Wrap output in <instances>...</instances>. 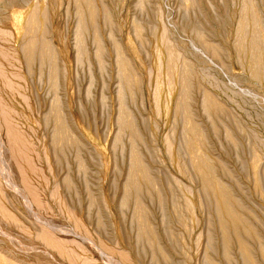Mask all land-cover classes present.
Returning a JSON list of instances; mask_svg holds the SVG:
<instances>
[{"label":"rangeland","instance_id":"374dc122","mask_svg":"<svg viewBox=\"0 0 264 264\" xmlns=\"http://www.w3.org/2000/svg\"><path fill=\"white\" fill-rule=\"evenodd\" d=\"M0 264H264V0H0Z\"/></svg>","mask_w":264,"mask_h":264},{"label":"bare ground","instance_id":"6f19581e","mask_svg":"<svg viewBox=\"0 0 264 264\" xmlns=\"http://www.w3.org/2000/svg\"><path fill=\"white\" fill-rule=\"evenodd\" d=\"M79 1V0H78ZM36 16V15H35ZM31 17V16H30ZM11 24H12V22H11ZM16 23L14 22L12 25H13V27L16 29V30H18V33H19V31L21 30L20 28V26H17L16 27V25H15ZM138 30H139V28H137ZM136 29V30H137ZM137 30V35H139V31ZM141 33V32H140ZM140 36V35H139ZM256 40V39H255ZM33 43V42H32ZM255 43V42H254ZM257 43H258V41L255 43L256 44V46H253V47H256V48H254V49H256L255 51H258L260 48L259 47H257L258 45H257ZM25 47V46H24ZM257 48H259V49H257ZM26 49V48H25ZM101 50V49H100ZM101 52V51H100ZM99 52V53H100ZM26 53V52H25ZM98 53V54H99ZM97 54V55H98ZM123 60V59H122ZM123 63L125 64V61H123ZM124 64H122L123 66H124ZM121 65V67H123ZM126 66H124L123 67V70L124 71H126L127 72V64H125ZM186 68V67H185ZM188 69V68H187ZM188 72H189V70H188ZM185 73H187V72H185ZM184 73V76H183V79H184V85H183V82H182V88H184V89H187V91H188V89H191L189 86H190V82H189V80L191 81V79H189V78H191L190 77V73H189V75H188V73L187 74H185ZM126 77H127V75H126ZM128 81V80H127ZM183 89V90H184ZM186 91V93H185V95L184 96H181V97H184V101H185V105H186V103H188V101H189V91L187 92ZM207 97L208 96H206V101H205V105H206V107H209V108H211V109H213V110H215V109H217V106L215 105V103L214 102H212V99L210 100L209 99V97H208V99H207ZM191 98V97H190ZM192 100V99H191ZM186 107H187V105H186ZM183 109V108H182ZM186 109V108H185ZM184 109V110H185ZM122 110V109H121ZM123 110H124V108H123ZM188 110H186L185 112H187ZM188 113V112H187ZM122 114L125 116V115H127L126 113H124L123 111H122ZM128 116V115H127ZM187 117H189V115L187 116ZM127 118V117H126ZM122 119V118H121ZM128 119V118H127ZM187 119V118H186ZM192 121V120H191ZM187 123H189V125L188 126H190V127H188V131H189V129L191 130V132H190V134H191V136H190V138H192V139H189L190 141L191 140H193V142L192 143H194V144H199V143H203V141H202V133L201 132H199L200 130H199V127L198 126H196L195 124L193 125L192 124V122H190V119L188 120V122ZM190 123L192 124V125H190ZM63 127V126H62ZM192 127V128H191ZM60 130H62V129H60ZM65 131H66V129H64ZM132 130V129H131ZM67 132V131H66ZM65 132V133H66ZM133 132H134V130H133ZM62 133V132H61ZM64 133V134H65ZM68 133V132H67ZM66 133V134H67ZM189 133V132H188ZM63 134V135H64ZM134 134H136V133H134ZM201 134V135H200ZM132 135V134H131ZM136 136V135H135ZM137 137V136H136ZM135 137V138H136ZM189 137V136H188ZM73 141V140H72ZM68 143V142H67ZM191 142H190V146H191V144H192ZM200 145V144H199ZM198 145V146H199ZM192 148L190 147V150H191ZM194 149V148H193ZM137 150V149H136ZM197 150V149H196ZM200 151V150H199ZM135 152V151H134ZM137 153H138V151H136ZM135 152V156H133V158H135L136 159V162H138V163H140L139 162V160H138V158H140V157H137L138 156V154ZM201 153V152H200ZM137 154V155H136ZM191 156L193 157V160L194 161H196L197 163H195L194 165V168L196 167V170L198 171L199 170V172H200V174L202 175V176H205V177H203V178H206V177H208V179H210V181H208V183L207 184H210V186L213 184L214 186H211V187H216V189L218 188V190L219 189H224V188H222L221 187V185L220 184H218V183H216V181L215 180H213V178L210 176V175H212V173H211V171L212 170H210V166H211V161L210 160H208V159H206V158H204L202 155H200V154H198L197 152H195V150H191ZM133 160V159H132ZM134 161V160H133ZM135 161H134V163H136ZM137 163V164H138ZM194 163V162H193ZM136 164V165H137ZM213 164V163H212ZM139 165V164H138ZM139 168V167H138ZM140 168H141V170H143L144 168H142V166L140 165ZM139 168V169H140ZM145 170V169H144ZM143 170V171H144ZM140 171V170H139ZM146 171V170H145ZM141 172V171H140ZM198 172V173H199ZM145 175V174H144ZM144 177V176H143ZM206 181V180H205ZM207 182V181H206ZM220 185V186H219ZM226 189H224L223 190V199L225 200V202H224V204L226 203V206H225V209H224V215L226 216L225 218H224V220L223 221H225V222H229L234 228H235V230H236V232L238 233V231L237 230H239V228H243L244 230H248L247 229V227H245V225H244V223H243V221H241V219L237 216V213L234 211V207L232 206V205H230V204H228V203H232L231 201H232V199H231V201H230V199L228 198V196H227V192L225 191ZM219 197L221 198V195L219 194ZM227 201V202H226ZM228 204V205H227ZM222 205V204H221ZM233 207V208H232ZM223 217V216H222ZM222 219V218H221ZM226 236V235H225ZM227 239V238H226ZM226 241V240H225ZM228 241V240H227ZM243 247V250H244V252L245 251H247L246 250V248H245V246H242Z\"/></svg>","mask_w":264,"mask_h":264}]
</instances>
